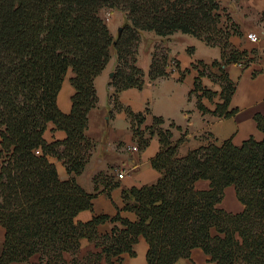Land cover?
Here are the masks:
<instances>
[{
    "label": "trees",
    "instance_id": "1",
    "mask_svg": "<svg viewBox=\"0 0 264 264\" xmlns=\"http://www.w3.org/2000/svg\"><path fill=\"white\" fill-rule=\"evenodd\" d=\"M104 7L125 16L117 37L100 15ZM145 31L166 41L182 32L220 46L221 60L212 65L222 69L224 102L212 113L236 112L228 110L234 84L222 65L247 67L253 58L230 42L240 31L221 0H0V224L5 228L0 264H118L124 253L135 254L140 236L149 244L147 264H175L197 247L218 264H264L261 113L255 115L261 140L208 142L179 156L171 128L161 127L164 118L155 116L153 125L142 129L143 114L129 112L140 149L158 135L162 148L152 164L161 176L155 184L124 192L125 209L136 213V221L120 215L76 220L80 211L93 209L96 195L76 179L95 146L86 135L88 113L98 104L95 78L115 48L111 99L117 102L120 91L141 88L146 73L137 57ZM169 62V48L156 44L149 78L166 76ZM69 69L75 92L70 113H63L57 97ZM201 74H208L207 65ZM192 94L208 112L200 97L212 92L200 77ZM50 122L66 132L64 140L46 141ZM48 156L64 162L68 180L59 178ZM102 177H94L96 186ZM200 180L209 187L198 188ZM228 186H234L242 211L220 207ZM109 220L121 225L100 233L99 225ZM83 238L93 241L95 250L80 257Z\"/></svg>",
    "mask_w": 264,
    "mask_h": 264
},
{
    "label": "crops",
    "instance_id": "2",
    "mask_svg": "<svg viewBox=\"0 0 264 264\" xmlns=\"http://www.w3.org/2000/svg\"><path fill=\"white\" fill-rule=\"evenodd\" d=\"M227 12L240 31L232 35L230 42L240 50H247L252 59L244 67L238 62L222 65L225 73L234 84V91L228 110H236L229 116L213 114L217 106L224 102L222 98L223 85L219 79L222 69L219 65H212L220 61L222 51L220 46L209 45L196 36L176 32L166 41L169 48L170 61L178 63L177 69L167 68L168 74L151 79L148 76L156 43L161 37L153 31L144 34L153 38L147 51V58H143L142 49L145 44L140 42L137 64L146 73L144 85L141 88L132 87L122 90L117 95V102L111 99L114 91L109 86L117 63L115 48L111 49V58L104 70L95 78L98 104L88 113L86 135L94 142L92 154L83 172L76 176L77 182L89 193H96L92 199L93 209L82 210L76 216L77 221L86 222L94 215L114 217L120 215L130 221H136L134 211L125 209L123 194L135 187L155 184L161 173L153 166L152 160L160 152L162 145L157 134L150 138L148 146L138 147L134 135L132 120L129 112L143 114L145 120L141 128L153 125L154 117H162L165 122L162 128L172 130V140L179 142L178 155L184 156L190 150L208 142L221 143L232 139L236 145L253 137L263 138V132L258 128L255 115H264V0H221ZM121 17L125 19L124 14ZM119 28V26H118ZM248 32H255L258 40L252 42L247 38ZM203 64L207 65L208 74H201ZM74 75L69 69L62 87L58 93L57 104L63 113H70L72 96L75 87L71 82ZM200 77L202 86L211 91V97L202 95L201 103L208 109L204 112L199 108L197 94L190 93L195 88L196 79ZM173 122L175 127H170ZM146 136H149L146 132ZM47 142L62 141L66 132L55 129L50 122L44 133ZM137 147V149H134ZM1 149V138H0ZM62 181L70 178L66 165L56 156H48ZM0 156V163H1ZM123 172V177L119 173ZM103 174L97 186L94 177ZM197 187H209L207 180L197 182ZM221 207L228 211L240 212L244 205L236 197L234 186L225 189ZM119 221H106L99 225L100 233L110 232ZM5 238V228L0 224V252ZM149 244L144 236H140L134 245V255L124 253L118 264H147ZM95 250V243L83 238L79 256H85ZM68 259L71 256L68 255ZM175 264H218L202 248H194L190 257L180 258Z\"/></svg>",
    "mask_w": 264,
    "mask_h": 264
},
{
    "label": "rangeland",
    "instance_id": "3",
    "mask_svg": "<svg viewBox=\"0 0 264 264\" xmlns=\"http://www.w3.org/2000/svg\"><path fill=\"white\" fill-rule=\"evenodd\" d=\"M121 13H122L121 11L115 10L113 8H110V7H104L100 10L101 17L104 19V21L108 25V27H109V29H110V31L114 37H117V35L120 31L119 29L125 23V19H123L121 17ZM118 26H119V28H118ZM141 41H143L145 43L143 45V49H142V56L145 60V58H147V56H148L147 51L149 49L150 44L153 42V38L148 37V35L143 33L141 36ZM156 44L161 46V47L166 46V40L161 39V41L157 42ZM225 195H226V193H225ZM226 196H227L226 200L229 201L230 195L228 194ZM220 207H221V205H220Z\"/></svg>",
    "mask_w": 264,
    "mask_h": 264
},
{
    "label": "built area",
    "instance_id": "4",
    "mask_svg": "<svg viewBox=\"0 0 264 264\" xmlns=\"http://www.w3.org/2000/svg\"><path fill=\"white\" fill-rule=\"evenodd\" d=\"M247 38H248L249 40H251L252 42H256V41L258 40V35H257L255 32H248V33H247ZM168 68H169V69H172V70L177 69V64H176V62L171 60V61L169 62ZM134 149H137V147H134ZM36 152L39 153V150H37ZM123 175H124L123 172L119 173V177L122 178Z\"/></svg>",
    "mask_w": 264,
    "mask_h": 264
},
{
    "label": "water",
    "instance_id": "5",
    "mask_svg": "<svg viewBox=\"0 0 264 264\" xmlns=\"http://www.w3.org/2000/svg\"><path fill=\"white\" fill-rule=\"evenodd\" d=\"M120 29H121V28H120ZM120 29H119V30H120Z\"/></svg>",
    "mask_w": 264,
    "mask_h": 264
}]
</instances>
